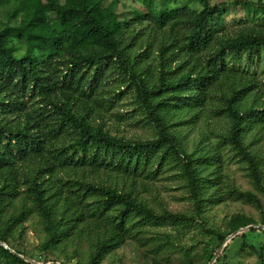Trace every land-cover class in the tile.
I'll return each instance as SVG.
<instances>
[{"label": "trees", "instance_id": "16d2710c", "mask_svg": "<svg viewBox=\"0 0 264 264\" xmlns=\"http://www.w3.org/2000/svg\"><path fill=\"white\" fill-rule=\"evenodd\" d=\"M124 1L0 0V7L12 3L0 27V241L9 247L32 214L43 235L38 248L62 256V264H99L145 222L204 224L202 210L215 189L211 175L221 167L216 145L205 132V142L191 151L181 142L186 126L209 119L204 105L214 95L229 118L223 142L264 191L257 156L244 143L248 131L264 128V96L253 76L229 67L244 54L258 56L264 29H223L229 7L255 9L264 26V0H196L197 9ZM154 45L156 75L146 61ZM122 88L133 92L152 137L128 138L104 126L103 107ZM169 157L185 178L190 214L156 212L134 192L136 180L156 175ZM238 196L262 207L251 191ZM252 224L237 213L225 229L206 228L201 260L190 264H208L230 234ZM253 230L226 242L213 264ZM15 252L12 264H33Z\"/></svg>", "mask_w": 264, "mask_h": 264}, {"label": "rangeland", "instance_id": "374dc122", "mask_svg": "<svg viewBox=\"0 0 264 264\" xmlns=\"http://www.w3.org/2000/svg\"><path fill=\"white\" fill-rule=\"evenodd\" d=\"M131 1L125 0V7H129ZM166 1L168 7L186 6L194 9L200 7L196 0ZM223 1L231 0H209L211 4ZM135 6L141 8L139 3H135ZM11 7L12 3L0 7V27L6 21V14ZM125 7H123L124 11L127 10ZM258 15L260 14L255 9L245 10L241 7H229L223 14V29L229 33L245 31L250 27L262 31L264 29L263 21L258 20ZM145 36L147 34L142 35V38ZM155 46L150 50V57L146 61L156 75L158 65L155 58ZM53 47L56 48L57 43H53ZM19 51H22V47ZM133 51L136 52L138 49L133 48ZM229 67L253 76L264 96V47L260 49L258 56L252 60H249L244 54L239 62H229ZM112 86L118 90L120 83L113 81ZM120 91V95L111 94L108 97L109 103L103 107L104 112L101 113V121L104 126L112 134L123 135L128 138L146 139L152 137L153 127L147 121L140 105L135 101L133 92L124 88ZM220 102L222 103V100L218 95L208 98L204 107L205 110L209 111V119L200 116L193 125L186 126L185 133L182 134V145L191 151L205 142L203 134L205 132L207 135L206 142L210 143L211 146L216 145L215 153L217 152V157H219L221 167L215 169L211 175L215 179L213 201L206 203L202 210L204 224L196 219L189 223L174 224H149L145 222L141 227L142 231L133 232L131 237L107 254L99 264H150L149 258L151 257L157 258L164 264H190L192 261H199L201 260L199 254L201 248L210 237L206 228L225 229L229 218L237 213L252 217L257 224H252L249 227L254 230L249 232L245 241L241 245L233 246L227 256L218 264H258L259 260H262V264H264V232L258 228V225L264 220V191L252 182L244 163L222 140V133L227 130L229 118L220 111L222 107ZM244 143L257 156L264 186V128L260 129L259 132L248 131L244 137ZM214 164H211L209 171L214 169ZM118 183L126 188H131L127 181L119 180ZM244 190L251 191L259 198L262 205L260 209L238 196L239 191ZM134 192L156 212L160 213L164 210L174 213L190 214L193 212V205L185 186V178L171 157L166 159L156 175L137 179ZM39 226L35 214L23 220L20 232L15 234V240L11 241V246L3 243L9 249L0 245V260L4 264H12L15 260L16 248L22 253L19 256L30 262L38 264L57 262L62 264L64 260L62 256L44 252L38 248L43 239ZM245 231H249V229H245ZM183 248L190 250H185V252L182 251ZM63 264L77 263L76 259H73Z\"/></svg>", "mask_w": 264, "mask_h": 264}, {"label": "water", "instance_id": "95a60500", "mask_svg": "<svg viewBox=\"0 0 264 264\" xmlns=\"http://www.w3.org/2000/svg\"><path fill=\"white\" fill-rule=\"evenodd\" d=\"M249 227H251V225H248L246 227H242L240 229H238L237 231L233 232L227 239L226 241L220 246V248L215 252V255L213 257V259L208 263V264H213L214 261L216 260L217 256L219 255L221 249L225 246L226 242H228L232 237H234L237 233H240V232H243L245 229H249ZM258 228H260L261 230H264V225L263 224H259L258 225ZM0 245H3L5 248L9 249L7 246H5L3 244V242L0 241ZM13 251V250H11ZM33 264H38L36 262H31ZM49 264H61V263H57V262H54V263H49Z\"/></svg>", "mask_w": 264, "mask_h": 264}]
</instances>
